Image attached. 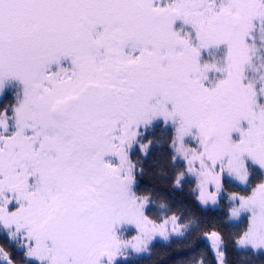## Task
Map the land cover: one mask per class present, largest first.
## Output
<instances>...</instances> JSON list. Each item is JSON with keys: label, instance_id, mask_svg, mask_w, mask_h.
<instances>
[{"label": "snow or ice", "instance_id": "obj_1", "mask_svg": "<svg viewBox=\"0 0 264 264\" xmlns=\"http://www.w3.org/2000/svg\"><path fill=\"white\" fill-rule=\"evenodd\" d=\"M264 264V0H0V264Z\"/></svg>", "mask_w": 264, "mask_h": 264}, {"label": "trees", "instance_id": "obj_2", "mask_svg": "<svg viewBox=\"0 0 264 264\" xmlns=\"http://www.w3.org/2000/svg\"><path fill=\"white\" fill-rule=\"evenodd\" d=\"M170 249L166 245H159L151 255H144L138 260V264H170Z\"/></svg>", "mask_w": 264, "mask_h": 264}]
</instances>
